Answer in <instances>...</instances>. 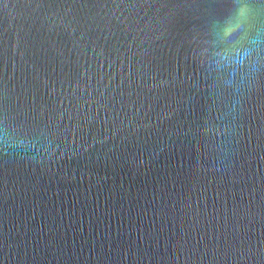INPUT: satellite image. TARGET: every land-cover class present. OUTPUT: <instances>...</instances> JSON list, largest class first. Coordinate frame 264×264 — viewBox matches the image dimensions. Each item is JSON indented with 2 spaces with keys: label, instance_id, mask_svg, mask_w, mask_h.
Here are the masks:
<instances>
[{
  "label": "water",
  "instance_id": "water-1",
  "mask_svg": "<svg viewBox=\"0 0 264 264\" xmlns=\"http://www.w3.org/2000/svg\"><path fill=\"white\" fill-rule=\"evenodd\" d=\"M31 2L46 6L0 2V260L97 264L164 209L169 264H259L237 248L264 249L245 215L264 178V0H240L255 5L246 16L197 0ZM178 168L186 179L162 200ZM121 264L159 261L133 250Z\"/></svg>",
  "mask_w": 264,
  "mask_h": 264
},
{
  "label": "snow or ice",
  "instance_id": "snow-or-ice-1",
  "mask_svg": "<svg viewBox=\"0 0 264 264\" xmlns=\"http://www.w3.org/2000/svg\"><path fill=\"white\" fill-rule=\"evenodd\" d=\"M2 2V0H0ZM19 2L23 3L27 8H38L44 7L46 5L43 4H33L31 0H19ZM198 6L205 8L206 10H210L213 8H217L220 6H227V7H236L245 11L240 13L241 16L247 15V9H251L255 7V5L251 3H241L240 0H197ZM187 3L181 4H174V5H160L161 7H183ZM78 7H94L98 5H91L88 3H79L76 5ZM148 7H152L153 5H147ZM261 9L264 10V4L261 5ZM178 33L179 39V48L183 49L188 47L191 43L190 35L187 33V37L185 35V31L179 26V24L174 23L173 25ZM7 29L3 30V33H0V37H3L4 34L7 33ZM235 29L229 30L226 35L231 37ZM7 45L6 41L0 39V57L3 58L4 67H7ZM187 64V62L185 61ZM6 96V94H5ZM6 115V104L0 106V116ZM261 138L264 139V132H261ZM8 179H9V169L7 163L0 164V202L3 204L7 203V187H8ZM186 179L184 175H182V170L180 168L177 169L176 175L173 176L169 184L166 186L161 187L160 198L163 200L166 196L170 195L168 193L169 187H178L182 180ZM250 191H254L250 189ZM257 199L255 201L256 211L253 212L249 209L245 215L246 217L255 220L259 219L260 226H261V234L264 235V178L261 180V188L258 193H256ZM187 207V204L184 205ZM155 224L151 226L147 231L141 232L135 240H123L120 236L113 241L112 247L110 250L106 251L101 248L96 256L95 259L97 264H103L104 257L110 256V261L112 264H121L122 258L127 255L131 258L133 250L137 254H143L144 252H149L152 254L153 257L158 258L159 264H169L168 261V253L172 248L175 241L173 240V228L170 223V214L168 211L162 209L160 212L155 214ZM6 244V240L3 241ZM199 243V242H197ZM235 246L234 242L227 243V249L223 246H214L211 248V253L213 258L217 256L225 255L226 251H231L232 248ZM237 251L243 252L246 255H254L258 257L259 264H264V249L260 250L258 253H254L252 247L249 245L247 248H237ZM7 257L5 256L2 260H0V264H6ZM19 264H25L24 261H20ZM32 264H36L35 261Z\"/></svg>",
  "mask_w": 264,
  "mask_h": 264
}]
</instances>
